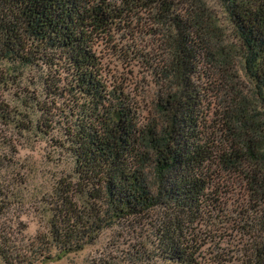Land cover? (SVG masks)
Returning <instances> with one entry per match:
<instances>
[{
	"label": "trees",
	"instance_id": "obj_1",
	"mask_svg": "<svg viewBox=\"0 0 264 264\" xmlns=\"http://www.w3.org/2000/svg\"><path fill=\"white\" fill-rule=\"evenodd\" d=\"M221 1L246 53L248 99L226 90L214 127H206L195 83L199 44L210 60L220 54H213L200 14L179 20L167 0H0V90L39 70L33 86L56 109L33 98L21 106L40 114L37 132H62L61 148L73 162L69 181L53 190L44 236L28 239L9 225L8 203L0 199V264H41L78 252L102 228L155 210L159 220L145 221L149 260L196 264L203 241L190 226L199 223L211 231L236 228L248 247L241 264H264V0ZM140 11L165 26L169 47L155 63L169 84L156 102L163 125L143 130L122 91L105 86L94 49L113 25Z\"/></svg>",
	"mask_w": 264,
	"mask_h": 264
},
{
	"label": "rangeland",
	"instance_id": "obj_2",
	"mask_svg": "<svg viewBox=\"0 0 264 264\" xmlns=\"http://www.w3.org/2000/svg\"><path fill=\"white\" fill-rule=\"evenodd\" d=\"M167 1L171 13L179 20H194L200 14L205 32H209L211 50L215 56L220 54L218 61L210 60L211 53L206 55L199 44L201 51L195 64L199 74L195 83L199 87L206 127H214L215 114L229 99L226 90L234 89L248 99V78L243 72L245 50L233 33L228 10L221 0ZM156 23L152 11H140L135 18L128 17L126 22L113 25L109 36H101L94 48L105 86L110 91H122L121 99L126 98L132 107L141 130L163 125L156 102L169 90V84L155 65L169 53L161 36L166 28ZM39 79V70L27 72L22 81L0 90L3 113L0 115V199L8 203L5 219L9 225L22 228L28 239L47 233L49 209L56 200L53 190L72 175L73 169L71 156L61 148L62 132L58 128L46 130L45 135L37 132L34 126L40 114H31L21 106V99L33 98L44 102L47 110L56 109L52 98L33 86ZM159 213L155 210L139 219L117 221L102 228L80 251L54 254L41 264H162L144 257L151 252L150 242H153L145 221L159 220ZM190 227L192 235L203 241L200 240L194 256L196 264L248 261L247 240L236 228L211 231L199 223Z\"/></svg>",
	"mask_w": 264,
	"mask_h": 264
}]
</instances>
